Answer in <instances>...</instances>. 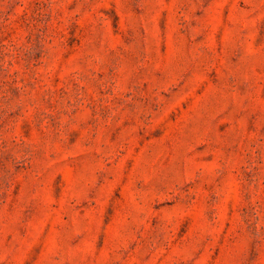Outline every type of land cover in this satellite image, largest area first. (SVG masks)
<instances>
[{
  "label": "rangeland",
  "instance_id": "1",
  "mask_svg": "<svg viewBox=\"0 0 264 264\" xmlns=\"http://www.w3.org/2000/svg\"><path fill=\"white\" fill-rule=\"evenodd\" d=\"M0 264H264V0H0Z\"/></svg>",
  "mask_w": 264,
  "mask_h": 264
}]
</instances>
